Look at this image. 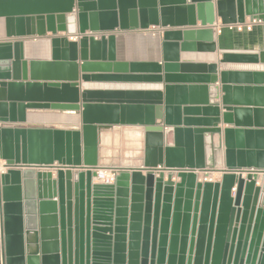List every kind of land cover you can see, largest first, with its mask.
Returning a JSON list of instances; mask_svg holds the SVG:
<instances>
[{"label":"water","instance_id":"water-1","mask_svg":"<svg viewBox=\"0 0 264 264\" xmlns=\"http://www.w3.org/2000/svg\"><path fill=\"white\" fill-rule=\"evenodd\" d=\"M213 2L221 27L264 21V0H155L150 7L159 19L152 23L141 6L131 12L138 23L130 24L117 0H0L8 39L0 42V159L7 167L0 264H264V181L257 186L264 174V107L242 104L244 96H264V72L181 62L182 53H217L222 65H257L259 56L222 53L208 27L181 31L175 41L164 31L160 63L119 62L104 51L115 38L104 33L193 28L197 6ZM186 13L191 17L181 18ZM60 32L68 37L51 39L52 61L68 64L75 79L29 80L22 39ZM74 36L79 42L68 41ZM79 71L84 82L149 80L164 83V92H80ZM126 97L164 105L163 124L146 127L155 156L145 166L161 169L115 168V184L93 183L98 170L108 169L101 159L104 126L97 125L146 123L145 106L126 104ZM81 102L119 103L121 112L112 123L84 121L83 133L5 126L25 123L27 110L79 111ZM214 135L221 136L219 146ZM221 146L225 164L218 169ZM198 173H204L199 181ZM214 173L221 180L208 182Z\"/></svg>","mask_w":264,"mask_h":264},{"label":"crops","instance_id":"crops-1","mask_svg":"<svg viewBox=\"0 0 264 264\" xmlns=\"http://www.w3.org/2000/svg\"><path fill=\"white\" fill-rule=\"evenodd\" d=\"M76 1V5L78 0ZM155 0H117L118 10L124 13V21L127 24L136 21L138 23L139 17L136 14L135 19L132 18L131 12L138 10L141 6H146L150 10V19L153 23L155 19H159L156 15V8H152ZM178 2H172V5H176ZM58 10H52V12ZM78 9L75 6L73 14H77ZM70 14H66L68 17ZM190 18L191 13H186L181 18ZM193 18L198 21L196 27L193 28H166L164 30L151 26L149 30H140L137 28H129L127 30L117 29L113 32L104 33L106 37L114 36V41L105 46V54H113L116 61L129 62V63H160L162 62V43L164 41L163 33L168 32L170 40H177L181 37V31L187 29H200L201 27L213 28L217 33V43L222 53H238V54H254L260 58V63L257 65L251 64H220L219 54H200V53H182L181 62L189 64H205V65H218L219 71L233 70V71H260L264 72V21L255 25L250 31L237 32L236 30H229L228 28L221 27V19L217 16L216 3L198 5L194 10ZM250 19L247 18L246 21ZM78 27V22H77ZM103 34V33H102ZM86 35H91L87 32ZM54 37H68L64 33H58L57 36H53L51 33H47L44 37H26L23 38L25 44V59L29 62V80H36L40 82H64L75 79V74L71 73V68L66 63H59L52 61V47L51 39ZM98 38V37H97ZM81 36L69 37V42H79ZM7 31L5 19H0V42L7 41ZM19 40L12 38V41ZM80 51V50H79ZM93 56L99 58L101 55V46L95 45V50L92 51ZM33 63V66H32ZM78 65H81V61H78ZM81 72L79 71V89L80 92L85 90H119L128 92H142V93H156L164 92V83H155L149 80L138 83H110V82H84L81 80ZM144 76V75H142ZM147 76V75H145ZM150 77V76H149ZM221 87L220 83L216 84ZM126 104H143L145 106L146 123L141 125H111L104 124L97 126H104L99 131L102 150V163L108 169H115L114 167L104 163V159H111L112 145L117 142L122 145L123 163L119 170H145V169H161L159 165L154 167H146V160L154 161L155 148L153 145H149L148 133L146 127L162 125L164 121V105L154 103L144 99H129L126 97ZM242 104L245 106L264 107V96H259L255 93L254 97H243ZM247 99L252 100V105L249 104ZM81 109L79 111L73 110H57V109H36L27 110L25 123H7L6 127H19V128H38L49 130H66V131H79L83 133L84 121L87 123H112L116 120L114 118L119 117L121 112V104L119 103H87L79 104ZM114 108L115 111L110 109ZM113 113H116V117L113 118ZM224 110H222V114ZM104 114V115H102ZM97 124V123H96ZM2 126V124H0ZM220 127L225 129L227 126L220 124ZM83 135V134H82ZM165 136V135H164ZM212 137L206 136L207 144V156L208 159L211 155V143ZM221 141L220 135H214V142L219 146ZM166 142L168 145L173 143V134L168 133L166 136ZM224 155L225 148L219 147L217 151V168H224ZM109 161V160H107ZM46 171V170H39ZM54 178H56V171H53ZM119 174V171H118ZM198 181L204 176V173H198ZM222 177L221 173L215 174V179L219 181ZM260 181L257 183L261 185L264 181V174L260 176ZM179 180L176 179V182ZM93 183H97L93 179ZM235 191V189H234Z\"/></svg>","mask_w":264,"mask_h":264},{"label":"built area","instance_id":"built-area-1","mask_svg":"<svg viewBox=\"0 0 264 264\" xmlns=\"http://www.w3.org/2000/svg\"><path fill=\"white\" fill-rule=\"evenodd\" d=\"M262 20H249L244 24L227 25L225 28L229 30H236L237 32L250 31L255 25L262 23ZM7 171V167L4 161L0 159V254L4 243V228H3V209L1 203V177ZM215 174L211 178H208V182H218L215 179ZM118 177V170L116 169H102L96 172L95 181L103 185H113ZM222 178V177H221ZM221 180V179H220ZM219 180V181H220Z\"/></svg>","mask_w":264,"mask_h":264},{"label":"rangeland","instance_id":"rangeland-1","mask_svg":"<svg viewBox=\"0 0 264 264\" xmlns=\"http://www.w3.org/2000/svg\"><path fill=\"white\" fill-rule=\"evenodd\" d=\"M111 152H112V158L111 159H104L103 162L114 167V168L120 167L123 163V154H122L121 143L116 142L114 144V146L112 145ZM107 160H109V161H107Z\"/></svg>","mask_w":264,"mask_h":264}]
</instances>
